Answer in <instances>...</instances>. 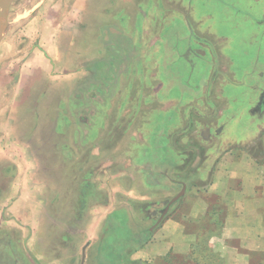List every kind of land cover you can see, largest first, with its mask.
Segmentation results:
<instances>
[{"label": "rangeland", "instance_id": "1", "mask_svg": "<svg viewBox=\"0 0 264 264\" xmlns=\"http://www.w3.org/2000/svg\"><path fill=\"white\" fill-rule=\"evenodd\" d=\"M180 1L163 0L166 14H180L181 20H174L180 28L185 25L183 16L191 27L197 28L196 20L185 17L188 9L191 15L205 21L206 29L219 35H237L232 32L233 22L228 15L233 9H241L232 0ZM161 2L11 0L5 9L0 7V264H82L85 248L84 264H129L132 254L151 238L171 212L181 209L180 199L156 225L168 203L181 193V155L177 157V143L173 141L174 148L170 145L173 150L165 147L168 130L177 120L176 109L161 113L154 109L152 115L149 112L150 125L141 132L152 139L148 161L153 169L169 171V180L178 181L176 186L166 184L156 192L154 200L148 202L151 204L134 202L124 191H117L120 183L114 172L127 169L118 167L116 161L120 159H114L113 153L100 152L97 142L80 141L81 135L88 136L86 124L92 120L95 126L101 123L103 107L114 108L119 103L115 93L120 78L119 73L115 76V68L130 53L125 30L121 36L112 34L114 22H120L129 32L128 26L132 25L130 34L134 43H140L141 27L147 22L144 23V17L150 19V24L162 18L161 22H166L163 8H157ZM41 5H45L48 26L61 23L63 27L55 35L58 34L64 57L57 56L48 65L34 54L42 40L34 24ZM210 15L213 20L208 18ZM181 37L177 30L167 33L162 56L164 52L168 56L174 54L176 43L181 46ZM244 40L247 45L234 41L233 53L235 49L250 48L251 35ZM98 80L102 85L95 88ZM128 81L129 77L125 86H129ZM88 95L93 99L99 96L101 104L88 100L89 109L82 110L83 97ZM165 96L179 97L181 92ZM113 111L110 110L111 121L116 119ZM229 146H223L222 151ZM141 155L144 161V151ZM215 160L214 156L205 161L203 172L211 171ZM173 163L180 167L174 168ZM165 257L170 264L181 262V255ZM259 259L256 256L250 262L257 264ZM154 262L167 264L161 259Z\"/></svg>", "mask_w": 264, "mask_h": 264}, {"label": "crops", "instance_id": "2", "mask_svg": "<svg viewBox=\"0 0 264 264\" xmlns=\"http://www.w3.org/2000/svg\"><path fill=\"white\" fill-rule=\"evenodd\" d=\"M232 1L241 9H233L228 15L236 36L206 29L205 21L191 15L185 7L184 11L189 12L185 17L196 20L197 28L191 27L184 16L185 25L180 28L179 23L174 24V20H181L180 14H166L163 0L157 8H163L166 22L155 17L156 21L150 24V19L144 17L147 22L141 27L140 43H134L132 25L128 26L130 32L118 21L111 28L116 36L125 30L130 53L115 68V76L119 73L120 78L115 93L119 103L114 108L103 107L101 123L96 126L94 113L86 124L88 136L81 135L80 141L97 142L100 152L113 153L114 159H120L116 161L118 167L127 169L114 172L120 183L117 191H124L134 202L151 204L148 202L154 200L156 192L166 184L176 186L178 181L169 180V171L153 169L148 161L152 139L141 132L150 125L149 112L152 115L154 109L160 113L176 109L177 120L168 130L165 147L170 151L173 141L177 143L181 192L185 188L181 209L171 212L145 245L132 254V261L155 264V260L169 254L181 255L183 260L203 239H207L210 253L218 255L224 264H252L251 254L264 255V0ZM43 8L45 5L40 6V16L34 22L42 36L34 54L48 65L57 56L64 57L58 34L55 35L63 27L61 23L49 27ZM155 10L146 11L160 13ZM156 29L158 32L154 33ZM172 30L181 32V46L177 42L174 54L168 56L164 52L162 56L164 40ZM249 34L250 48L241 46L242 51L235 49L233 53L234 41L247 45L244 37ZM171 62L177 65L172 66ZM127 77L131 79L129 86H125ZM100 85L99 80L95 82V88ZM172 92H181V96H165ZM88 100L101 104L99 96L93 99L88 95L83 97L82 110L89 109ZM111 109L116 114L113 122ZM140 122L142 127L138 128ZM237 130L244 132L236 135L233 132ZM92 132L97 135L92 137ZM225 145L230 146L222 151ZM142 151L146 154L144 161ZM214 156L211 171L203 172V163ZM177 167L180 166L174 165ZM261 263L264 258L257 264Z\"/></svg>", "mask_w": 264, "mask_h": 264}, {"label": "trees", "instance_id": "3", "mask_svg": "<svg viewBox=\"0 0 264 264\" xmlns=\"http://www.w3.org/2000/svg\"><path fill=\"white\" fill-rule=\"evenodd\" d=\"M146 242L142 243L141 246H144ZM138 249V248H137ZM251 258L254 260L255 257H259L258 260L261 261V259L264 258V255L259 254H251ZM163 262L165 261L167 264H170L169 260L161 259ZM129 264H149L148 262H142V261H132L131 259L128 261ZM173 263V261H172ZM179 264H224L223 260L216 254H212L209 251V248L207 246V239L204 241V239L201 241V243L197 246H195V249L190 254V257H186ZM264 264V263H261Z\"/></svg>", "mask_w": 264, "mask_h": 264}, {"label": "water", "instance_id": "4", "mask_svg": "<svg viewBox=\"0 0 264 264\" xmlns=\"http://www.w3.org/2000/svg\"><path fill=\"white\" fill-rule=\"evenodd\" d=\"M11 0H0V7L1 8H6V6H7V4H8V2H10ZM185 194V188L182 190V192L179 194V195H177L175 198H173L169 203H168V205L166 206V208L163 210V212H162V215H161V217H160V219L158 220V222H157V226L163 221V219L167 216V214L169 213V211H170V208L175 204V203H177L182 197H183V195ZM155 228V227H154ZM151 230H153V228L151 229ZM85 250H86V248L84 249V255H83V260H82V264H84L85 263V258H86V256H85Z\"/></svg>", "mask_w": 264, "mask_h": 264}]
</instances>
